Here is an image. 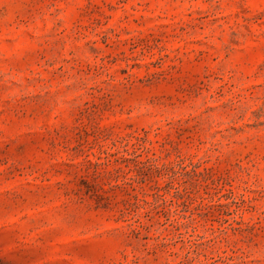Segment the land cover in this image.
Returning a JSON list of instances; mask_svg holds the SVG:
<instances>
[{"label":"rangeland","instance_id":"1","mask_svg":"<svg viewBox=\"0 0 264 264\" xmlns=\"http://www.w3.org/2000/svg\"><path fill=\"white\" fill-rule=\"evenodd\" d=\"M0 264H264V0H0Z\"/></svg>","mask_w":264,"mask_h":264}]
</instances>
